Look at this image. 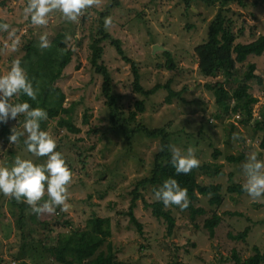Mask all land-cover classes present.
Masks as SVG:
<instances>
[{
    "label": "rangeland",
    "instance_id": "1",
    "mask_svg": "<svg viewBox=\"0 0 264 264\" xmlns=\"http://www.w3.org/2000/svg\"><path fill=\"white\" fill-rule=\"evenodd\" d=\"M242 1L244 5L234 0L225 6H208L191 0L188 6L185 0H94L75 21L52 10L47 14V24L33 25L30 16H24L27 0H0V22L8 23L9 31L15 30L11 37L0 31V74L10 69L13 60L23 61L29 46L39 47L40 35L47 33L50 44L59 33L71 37L67 45L73 52L72 61L55 86L66 95L65 107L73 109L71 119L81 130L69 132L59 125V118L41 121V128L55 138L56 150L72 172L67 208L58 206L52 213L38 215L23 199L0 193V264H62L50 253L58 236L84 230L96 217L110 219V241L116 258L124 264H235L234 251L242 261L254 255L253 247L264 252V198L253 199L245 191L230 192L232 188L243 189V164L249 156L255 154L264 160L263 134L254 130L264 109V62L260 58L254 61L258 62L257 71L249 83L253 118L245 125L241 120L248 118L246 113L234 112L244 105L232 100V92L248 65H237L236 81L224 74L206 78L200 73L195 53L196 47L207 41L210 23L222 8L226 18L234 22V33L239 35L243 30L237 43L264 35V0ZM106 17L112 20L108 27ZM101 26L112 38L122 41L126 55L139 67L146 91L163 87L149 98L136 93L131 65L122 60L109 40L105 41L102 62L114 78V94L123 116L129 118L137 104L145 101V112L139 113L131 126L165 128L171 146L181 151L193 148L200 161L198 184L221 186L223 204L215 207L210 205V197H200L195 207L204 208L207 214L195 220L188 211L167 207L176 219L172 236L167 234L165 221L156 219L146 207L158 201L155 186L140 185L153 176L162 140L143 134L128 140L111 125L102 94L103 77L91 63L90 46ZM13 41H17L15 49L11 47ZM170 61L173 69L169 68ZM217 83L228 92L222 106L207 88ZM167 85L180 93L170 104L166 102ZM10 102H20L19 94ZM23 120L24 114H20L0 123V167L11 168L16 156L37 163L46 159L29 153L24 137L15 144L9 141L11 129H20ZM136 197L134 214L143 226L142 233L128 215ZM214 212L222 216V222L211 238L204 223ZM237 213L241 215H234ZM246 228H250L246 240H235Z\"/></svg>",
    "mask_w": 264,
    "mask_h": 264
},
{
    "label": "trees",
    "instance_id": "2",
    "mask_svg": "<svg viewBox=\"0 0 264 264\" xmlns=\"http://www.w3.org/2000/svg\"><path fill=\"white\" fill-rule=\"evenodd\" d=\"M189 6L191 0H185ZM202 1L208 6H215L221 3L222 6L228 5L234 0H197ZM236 1V0H235ZM244 5L242 0H237ZM113 8V7H112ZM210 23L207 41L198 45L195 53L199 60L200 73L206 78H213L219 74L226 75L229 80H237L239 69L237 65H248V71L244 74L243 80L240 81L238 87L232 92V100L242 103L241 110H235V113L245 112L248 118L242 119L241 123L249 124L253 118L252 114V94L251 85L249 84L257 71L258 62L255 59L260 58L264 62V35L257 37L248 43H237L242 36L243 30L239 31V35L234 33V22L227 19L226 11H222ZM66 32L59 33L50 44V47L42 49L37 46H29L28 52L21 61L22 67L25 69L29 80L33 83L34 88L38 89L36 99L33 100L26 95L20 93V102L27 101L31 107H41L46 110L50 119L59 118V125L66 128L71 133H80L72 121V108L65 107L66 95L55 86L57 80L62 76V72L72 61L73 52L68 48ZM244 37V36H243ZM109 40L112 47L116 49L117 54L122 60L131 65L134 75V90L147 98L155 95L163 87L155 86L153 89L146 91L141 85V74L138 65L130 59L122 45V41L112 38L103 26L99 28L96 36L92 40L91 63L96 72L103 77L102 94L106 99L107 107L110 110V122L113 127L118 129L125 139L132 140L139 134H143L151 139L162 140V151L156 156L155 166L152 169L153 176L140 183L141 186L153 185L154 192L163 182L173 177L181 187L187 189L189 204L183 211H188L193 220L197 216H204L207 211L204 208L196 209L195 205L200 197H210L209 203L212 206L220 207L223 204V196L221 194L220 185L202 186L197 182V170L193 168L188 174H176L175 168L171 163L172 153L170 152L169 134L165 128L147 129L145 126H137L133 128L131 121H136L139 113L145 112V101H141L136 106V112L129 113V118L123 116V111L119 105V98L114 94V78L109 68L102 62L104 57L103 43ZM252 60V61H251ZM169 68H174L173 61L169 62ZM34 70V73L32 71ZM164 88L168 89L169 96L166 99L168 104L172 103L174 97H180L179 92L173 91L168 85ZM213 91L218 105L225 104V96L228 93L222 83L207 87ZM65 115V117H63ZM255 132L263 134L264 147V109L261 111V119L254 123ZM219 154V153H217ZM230 192L243 193L241 188H232ZM138 197L134 198L128 213L131 221L135 224L140 233L143 232V226L134 214L137 206ZM152 209L153 216L158 220H164L167 224V234L173 235L176 227V219L171 210L167 209L161 201L146 206ZM174 207L180 208L177 205ZM234 215L240 216L237 213ZM222 222V216L217 212L207 219L204 228L208 230L211 238L215 237L216 229ZM250 228L234 237L235 240L245 241ZM112 237L110 219L93 218L88 221L84 230H73L68 234L58 236L57 244L50 248V253L62 264H124L116 258L114 247L110 238ZM35 246V245H34ZM27 248V247H26ZM254 248V255L245 261L236 251L233 253L235 264H264V252L258 247Z\"/></svg>",
    "mask_w": 264,
    "mask_h": 264
},
{
    "label": "clouds",
    "instance_id": "3",
    "mask_svg": "<svg viewBox=\"0 0 264 264\" xmlns=\"http://www.w3.org/2000/svg\"><path fill=\"white\" fill-rule=\"evenodd\" d=\"M94 0H27L24 8L25 18L31 19L33 25L47 24V14L52 10L61 12L66 20L75 21L82 10L89 8ZM105 27L111 23V17L105 18ZM8 23L0 22V31L8 32L11 37L14 29L9 31ZM71 39V37H66ZM39 47H50L47 33L39 36ZM17 41L11 47L16 48ZM38 89L34 88L19 59L11 62L10 69L5 74H0V123H7L9 119H16L24 114L22 127H13L8 139L15 144L20 137L26 150L36 157H46L43 162L37 163L32 159L16 156L12 167H0V193L10 195L16 200L23 199L32 207L36 214L52 213L59 206L61 210L67 208L68 184L72 172L68 168L63 154L56 150L55 138L41 128V121L48 118L45 109L31 107L27 101L11 103L10 98L16 94H24L35 100ZM21 122L19 121V124ZM172 152L171 163L176 174H188L193 168L199 166L200 161L194 154L192 147L181 151L180 148L170 146ZM245 181L243 190L253 199L264 198V160L255 154L248 157L243 164ZM47 194V199L43 197ZM155 198L165 207L177 205L181 209L189 204L187 189L180 186L178 181L170 177L155 190ZM42 201V203H41Z\"/></svg>",
    "mask_w": 264,
    "mask_h": 264
}]
</instances>
